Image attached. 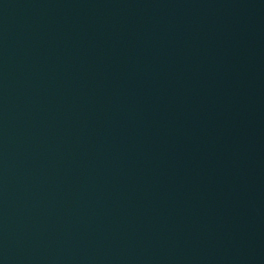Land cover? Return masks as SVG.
Segmentation results:
<instances>
[{"label":"water","instance_id":"95a60500","mask_svg":"<svg viewBox=\"0 0 264 264\" xmlns=\"http://www.w3.org/2000/svg\"><path fill=\"white\" fill-rule=\"evenodd\" d=\"M0 264H264V0H0Z\"/></svg>","mask_w":264,"mask_h":264}]
</instances>
